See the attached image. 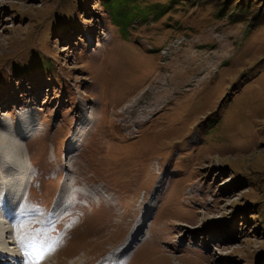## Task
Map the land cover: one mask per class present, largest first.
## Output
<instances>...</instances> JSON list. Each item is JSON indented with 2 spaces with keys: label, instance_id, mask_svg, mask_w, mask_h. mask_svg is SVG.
<instances>
[{
  "label": "rangeland",
  "instance_id": "374dc122",
  "mask_svg": "<svg viewBox=\"0 0 264 264\" xmlns=\"http://www.w3.org/2000/svg\"><path fill=\"white\" fill-rule=\"evenodd\" d=\"M239 1L0 0V134L40 209L24 236L57 233L60 190L77 222L46 264H92L139 217L125 264H264V0Z\"/></svg>",
  "mask_w": 264,
  "mask_h": 264
},
{
  "label": "bare ground",
  "instance_id": "6f19581e",
  "mask_svg": "<svg viewBox=\"0 0 264 264\" xmlns=\"http://www.w3.org/2000/svg\"><path fill=\"white\" fill-rule=\"evenodd\" d=\"M79 108H80V104H79ZM15 114H16L17 119H18V113H15ZM25 114L29 115V114H31V112L30 113L25 112L24 115ZM79 116H80V118H79V121L77 122V126H78V124L84 122V120H82V115H79ZM32 118H33V116H32ZM88 119H89V116H88ZM15 121H16L15 129H17V131L20 133L19 137L24 131H27V132L30 131V126L28 129H26L25 127L18 126L19 122L17 120H15ZM3 124H5V123H3ZM30 124H31V122H30ZM0 125L2 126L1 120H0ZM15 129H13L12 131L17 132V131H15ZM74 129H75V126L72 127L71 132L69 133L72 136H74L76 134V131ZM0 130L2 131L1 127H0ZM78 130H81V128H79ZM6 131H8L9 133L8 132H5V133L2 132L3 134H0V149L3 150L2 153L4 154V155H0L1 156L0 165H3L0 167V171H2L0 173V263L9 264V262H7V261H9V259L13 256L11 255L12 254L11 252H7L6 249H2V247H3L2 244H4L3 242L6 243L5 239H3V237H1L4 235L3 231L6 229V227L4 229L3 224L4 225L6 224L7 229H8V235H9L8 240L11 241L12 245H17V244H19L18 241H19L20 237L24 236V234L28 230H30V228L33 225H35V223H37V221L31 220L30 222H28V221L26 222V220L24 219L25 218L24 215H26V213L28 211L27 209L29 208V205H27L25 203L26 197L24 195L23 188L27 182H28V186L32 187L30 185V183L34 179V173L32 174L33 170L29 166V164L27 162V158H26L25 162L23 161V163H21L22 160L19 157V155H17V154H19L18 153L19 146L16 144V141L13 138L9 137L11 135L10 130H6ZM68 148L71 149V151H73L75 149V146L70 144ZM71 151H69L68 153H70ZM0 153H1V150H0ZM9 162L12 163L13 165L8 164ZM17 164H19V165L17 166ZM9 170L11 172L10 175L7 173V172H9ZM11 170H13V171H11ZM73 182H74V180L72 178H67V181L62 182L63 183L62 188H64L65 190L66 189L69 190L68 188H71L73 186ZM60 187L61 186H59V190H60ZM81 191L82 190L80 188V192L79 191L78 192L80 193L79 195H81V197H83L84 196V195H82L83 191L82 192ZM72 195H73V193H72ZM6 196L7 197L10 196V197L7 198ZM65 198L63 197L62 190H60L55 197V201H54L55 204L53 205V210L51 212L54 213L55 211H62V213L61 214L57 213L58 217L55 220H51L54 218L55 214H52L51 216L48 215V218L46 221L50 220V222H46V221L44 222L47 225L53 226L57 222L63 220V228L56 235V237H61L60 240H63V238L67 235V233H69L74 228V226L77 225L76 224L77 222H75L76 218L75 217H71V218L69 217L72 210L70 209L71 207L69 208V210H67L68 205H65L64 200H63ZM69 199H70V197H69ZM72 201H74V199H72ZM83 204H85V203H83ZM26 205L28 208L25 210ZM71 206H72V204H71ZM29 209H31V208H29ZM36 209L39 210L38 208H33L31 210L35 211ZM14 211H16V212H14ZM17 212L19 214H17ZM28 213H30V212H28ZM47 213H50V212H47ZM15 214H16V216H15ZM35 214H37V213H35ZM44 216H46V215H44ZM40 217L42 219H40L38 217L39 220H41V221L45 220L44 217H42V215ZM1 218L5 219L6 222L4 223L3 219H1ZM27 219H31V217L27 218ZM70 222H73V226H71V224H69ZM42 223H40V225ZM143 226L144 225L142 224V218L140 219V217H139V219L137 220V222L133 226L132 230H130V232H129L130 234L127 236L126 240L124 242H122V241L119 242L118 244L114 245L112 247V249H109L108 251H106V252H110V250H112L110 255L107 258H105V261L107 260L106 263H105V261L103 263H101L99 261L96 264H100V263L101 264H123L124 262L126 263V261L129 260V256H131V252L129 253V250H130V247L133 244V242L136 240V239H134L136 237V234L137 233L139 234V232H140V234L137 238L139 240L141 238H143V233H142ZM55 234L53 235L52 238L49 239L50 241L47 243H52L51 240L54 238ZM60 240L56 244L53 245V250L47 252L44 255L45 258L40 260L39 264H46L47 260L50 259L54 255V253L56 252V248L59 245ZM139 240H137V242ZM25 251L31 253L33 256L36 255V253L32 249H29V248L24 249V250L21 249L20 253L24 254V256H25ZM100 257L101 256H99L98 258H100ZM46 258H48V259H46ZM130 258L132 259V257H130ZM25 259H26V256H25ZM101 259H103V258H101ZM23 263H21V264H23Z\"/></svg>",
  "mask_w": 264,
  "mask_h": 264
},
{
  "label": "snow or ice",
  "instance_id": "6c2138e0",
  "mask_svg": "<svg viewBox=\"0 0 264 264\" xmlns=\"http://www.w3.org/2000/svg\"><path fill=\"white\" fill-rule=\"evenodd\" d=\"M43 229H35L29 236H22L19 239V243L22 247V250L31 248L36 255L33 256L31 253L25 251L26 259L24 264H39L40 260L43 259V256L53 250L54 241L52 243H46L45 240L41 239V234Z\"/></svg>",
  "mask_w": 264,
  "mask_h": 264
},
{
  "label": "trees",
  "instance_id": "16d2710c",
  "mask_svg": "<svg viewBox=\"0 0 264 264\" xmlns=\"http://www.w3.org/2000/svg\"><path fill=\"white\" fill-rule=\"evenodd\" d=\"M247 4H248L247 0H240L238 2V9L243 10V11H247V9H248Z\"/></svg>",
  "mask_w": 264,
  "mask_h": 264
}]
</instances>
